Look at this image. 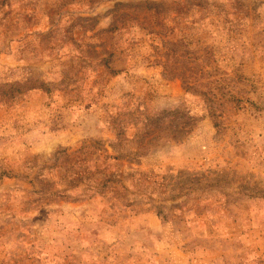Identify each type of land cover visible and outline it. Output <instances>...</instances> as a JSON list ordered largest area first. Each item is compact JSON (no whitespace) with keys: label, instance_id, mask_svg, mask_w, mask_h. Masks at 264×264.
Here are the masks:
<instances>
[{"label":"rangeland","instance_id":"1","mask_svg":"<svg viewBox=\"0 0 264 264\" xmlns=\"http://www.w3.org/2000/svg\"><path fill=\"white\" fill-rule=\"evenodd\" d=\"M0 264H264V0H0Z\"/></svg>","mask_w":264,"mask_h":264},{"label":"trees","instance_id":"2","mask_svg":"<svg viewBox=\"0 0 264 264\" xmlns=\"http://www.w3.org/2000/svg\"><path fill=\"white\" fill-rule=\"evenodd\" d=\"M186 130H187V131H186V132H187L186 134H188V133H189V130H191V127L188 128V126H187V127H186Z\"/></svg>","mask_w":264,"mask_h":264}]
</instances>
